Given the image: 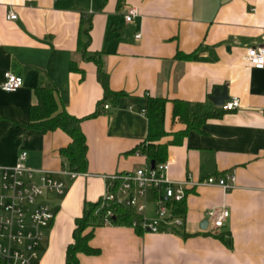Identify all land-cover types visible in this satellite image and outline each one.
Here are the masks:
<instances>
[{
    "label": "crops",
    "instance_id": "0c3cea01",
    "mask_svg": "<svg viewBox=\"0 0 264 264\" xmlns=\"http://www.w3.org/2000/svg\"><path fill=\"white\" fill-rule=\"evenodd\" d=\"M10 11L16 20L6 18ZM133 11L137 15L126 23ZM263 44L264 0H0V166H13L26 152L29 166L65 184L63 196L49 198L56 217L33 263L66 264L76 220L86 203L100 201L107 191L103 177L147 165L134 151L147 138L148 101L159 98L169 101V135L162 141L169 178L197 183L233 173L235 188L188 189L182 234L98 227L90 246L99 254H80L79 264H264V69L244 61L248 48ZM85 54L100 56L110 89L125 96L83 122L88 172L71 180L60 154L69 136L26 126L38 102L34 90L46 85L56 88L61 110L72 116L86 119L96 111L104 90L97 64ZM7 72L24 83L13 93L1 90ZM223 88L239 108L175 142L174 134L186 126L173 123L172 102L219 113L210 98ZM147 207L154 217L152 198ZM222 209L229 217L215 229L207 213Z\"/></svg>",
    "mask_w": 264,
    "mask_h": 264
},
{
    "label": "built area",
    "instance_id": "2783aa9c",
    "mask_svg": "<svg viewBox=\"0 0 264 264\" xmlns=\"http://www.w3.org/2000/svg\"><path fill=\"white\" fill-rule=\"evenodd\" d=\"M136 11L126 16V23H131ZM6 18L16 20L17 15L10 11ZM142 38L136 35V40ZM244 61L253 69H264V44L248 48ZM24 85L18 75L4 74L1 90L13 93ZM239 108L238 99H228L219 107L227 113ZM105 110L110 106L105 105ZM136 157H144L139 151ZM145 158V157H144ZM13 166H0V264H34L39 257V249L44 245L47 231L53 223L56 213L49 202L52 195L63 196L65 184L50 172L29 166L27 153L20 152ZM146 159V158H145ZM28 165V166H27ZM171 162L155 164L147 161L145 167L131 173L104 176L107 191L102 198V224L112 226L116 218V209H129L136 216L131 228L141 233L159 234L162 232H182L184 219L174 215V207L182 202L190 188L215 186L225 192L235 188L233 173L209 177L203 182H175L169 178ZM71 180L84 174L64 171ZM153 199L155 216L148 217L147 203ZM208 218L214 220V228L219 229L229 217V212L211 210Z\"/></svg>",
    "mask_w": 264,
    "mask_h": 264
},
{
    "label": "trees",
    "instance_id": "16d2710c",
    "mask_svg": "<svg viewBox=\"0 0 264 264\" xmlns=\"http://www.w3.org/2000/svg\"><path fill=\"white\" fill-rule=\"evenodd\" d=\"M123 0H120L122 4ZM85 58L93 61L98 66V80L104 90V99L101 101L96 111L86 119H78L69 114L65 109L61 110L57 98V90L52 85L36 88L35 95L38 99L36 105L31 106L29 114L30 120L26 128L38 130L41 133L63 131L71 139L68 147L60 151L64 159L63 169L65 171L85 174L88 172V145L85 134L82 130V124L85 120L94 119L104 113V107L108 102L114 105L124 97V93L114 92L110 89L109 77L103 72L100 56L97 54ZM184 59H190V56H183ZM74 71H80L74 65L71 67ZM169 101L159 98H151L148 101L146 116L148 119V134L144 142L134 151H139L148 162L156 164L166 162L168 145L162 144L169 134L165 129L166 108ZM173 123L180 120L185 124L186 130L178 132L175 135V142L180 143L191 131H200L202 126L209 120L218 118L224 112L202 113L200 105L185 101H173ZM103 201L96 203H86L83 216L76 220V228L73 234L74 242L68 246L66 252V264H79V255L96 256L99 250L90 246L94 237L96 228L104 226L102 224V214L97 215ZM116 218L113 220L114 226L131 227L132 221L136 217L132 211L125 208L116 209ZM174 215L185 219L186 216V198L177 203L174 207ZM140 233V231H138ZM182 234L179 232H173Z\"/></svg>",
    "mask_w": 264,
    "mask_h": 264
},
{
    "label": "water",
    "instance_id": "95a60500",
    "mask_svg": "<svg viewBox=\"0 0 264 264\" xmlns=\"http://www.w3.org/2000/svg\"><path fill=\"white\" fill-rule=\"evenodd\" d=\"M229 98L227 96V90L226 88L223 89H216L214 92V95L210 98V101L216 106L220 107L222 104L227 101ZM155 162H151V165L154 167Z\"/></svg>",
    "mask_w": 264,
    "mask_h": 264
}]
</instances>
